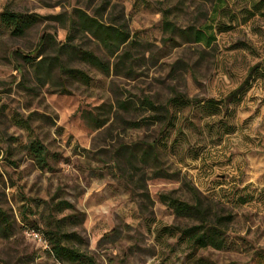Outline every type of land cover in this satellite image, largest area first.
<instances>
[{
    "label": "rangeland",
    "instance_id": "obj_1",
    "mask_svg": "<svg viewBox=\"0 0 264 264\" xmlns=\"http://www.w3.org/2000/svg\"><path fill=\"white\" fill-rule=\"evenodd\" d=\"M7 5L40 21L0 39V264H62L27 231L55 225L97 264H264V0ZM76 9L128 41L112 53L69 30ZM194 188L233 214L222 249L192 248L178 229L195 222L160 201L193 202Z\"/></svg>",
    "mask_w": 264,
    "mask_h": 264
},
{
    "label": "trees",
    "instance_id": "obj_2",
    "mask_svg": "<svg viewBox=\"0 0 264 264\" xmlns=\"http://www.w3.org/2000/svg\"><path fill=\"white\" fill-rule=\"evenodd\" d=\"M39 21L40 16L38 14L16 10L7 5L4 10L0 12V39L4 35H9L10 37H24ZM68 26L69 30L92 34L112 53H117L120 46L128 41V34L122 29L115 28L112 24H103L82 9H76L75 12L71 14ZM193 35L196 42H201L205 38L210 43L211 40L214 39L200 29L196 30ZM50 42H52L50 35H44L40 40V47L46 46L48 43L50 44ZM132 43L133 41L130 45H132ZM127 52L128 51H125L119 58L124 59ZM83 55L86 61L104 69L105 66L102 58L87 51L84 52ZM45 66L50 72H52V68L54 67L58 68L61 73H70L67 67L61 62H46L41 60L36 64L37 70ZM104 70H109V68H105ZM79 73L82 76L79 75L77 77L85 76L83 71ZM28 148L40 167L43 168L47 166L48 156L41 142L35 140L29 144ZM1 155L2 147L0 146V157ZM193 196V202L164 195L160 196V201L170 206L177 217H184L195 222L191 226L178 229L181 239L188 241L192 248L202 249L213 247L222 249L226 245V233L233 221V214L227 211L228 208H226L223 203L203 196L195 188L193 189ZM68 205L70 206V204ZM0 220L1 227L6 233L8 229L11 228V223L7 215L1 210ZM33 229L38 230L37 228H30L27 231ZM169 230L171 233H175L172 227H170ZM43 235L49 244V252L58 262L62 264H97L92 255L80 247L72 245L69 241L70 235L62 230L61 225L48 227Z\"/></svg>",
    "mask_w": 264,
    "mask_h": 264
},
{
    "label": "built area",
    "instance_id": "obj_3",
    "mask_svg": "<svg viewBox=\"0 0 264 264\" xmlns=\"http://www.w3.org/2000/svg\"><path fill=\"white\" fill-rule=\"evenodd\" d=\"M28 234L30 237L33 238V240L39 242L45 249H50L49 244L47 240L44 238V235L41 231L39 230H29Z\"/></svg>",
    "mask_w": 264,
    "mask_h": 264
}]
</instances>
